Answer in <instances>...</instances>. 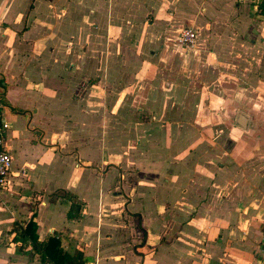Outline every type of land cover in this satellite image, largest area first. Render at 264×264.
Masks as SVG:
<instances>
[{
    "label": "crops",
    "instance_id": "obj_1",
    "mask_svg": "<svg viewBox=\"0 0 264 264\" xmlns=\"http://www.w3.org/2000/svg\"><path fill=\"white\" fill-rule=\"evenodd\" d=\"M249 2L0 0V119L10 124L3 148L12 158L0 191V264H50L19 236L30 219L38 241L55 237L64 252L82 251L85 264H264V106L256 119L238 113L248 118L246 130L238 114L231 131L223 127L230 112L209 115L217 99L251 107L252 87L203 95L200 114L184 117L156 158L153 147L139 154L136 145L135 154L123 148L105 160L111 118L89 119V105L128 102L124 92L146 76L152 51L162 47L165 59V44L183 28L195 30L209 61L256 60L264 74V17L260 0ZM103 86L125 88L110 102ZM261 93L264 105V85ZM62 165H69L66 185L56 175ZM134 165L131 175L125 169ZM95 176L106 191L89 185ZM72 203L79 218L69 214Z\"/></svg>",
    "mask_w": 264,
    "mask_h": 264
},
{
    "label": "rangeland",
    "instance_id": "obj_2",
    "mask_svg": "<svg viewBox=\"0 0 264 264\" xmlns=\"http://www.w3.org/2000/svg\"><path fill=\"white\" fill-rule=\"evenodd\" d=\"M253 1L256 2L257 0H250L249 5L255 4ZM182 24L183 27L187 26L183 22ZM173 36L174 37L165 44L167 57L164 59L165 56L163 57L162 55V51H164L161 50L162 47H156V49L152 51L153 61L147 66L148 71L146 76L137 78L136 87L130 88L129 91L124 92L127 93L126 100L128 102H124L119 109L112 108L111 104L110 106L103 107L102 110L97 108V106H94V108H97L94 109L93 106L89 105V119L93 116L97 117V120H99V117L103 118L107 116L111 118V124L107 125V128L111 130V136L110 141H108L109 143L106 144L107 146L111 143V148L110 150H104L102 155L105 160H107L108 154L113 156L118 155L119 152L124 151L123 148H128V152L134 153L131 148L136 145L137 149L135 152L139 154H148L151 147H153L151 152L154 153V158H156L158 153L165 154L167 144L169 143L167 139H170L171 131H180L181 124L185 122L186 117L199 115L200 107L198 105L203 95L204 98L207 96L208 99H211L213 94H216L221 87L229 89L233 88L235 85H249L254 89L251 107L243 103L239 104V98L235 101L237 105L231 103L230 100L225 102L224 100L217 99V102L213 103L211 108L209 107V115H212L214 119L215 117L219 118L221 114L226 117L225 112H230L226 119L230 121L231 125H223L225 130H227V127L229 131H231V127L233 128L235 126V117L240 112L256 116L254 117L255 119L259 117V113L264 106L263 99L261 98L263 96L261 88L264 85V74L259 61L255 60L256 63L254 60L252 63H238L233 60H220V64L218 65L217 61H209L207 57L200 54L197 43L194 48L183 50V48H180L181 46L178 47L177 34L175 33ZM254 42L261 43L262 41L255 37ZM257 48L258 55L260 56L261 51H263L262 46H257ZM252 56L254 58V54ZM162 58L164 60H162ZM216 65L220 70H223L221 76L218 75L219 72L215 68ZM91 79L92 78L89 77V84L91 83ZM122 88L120 91H122ZM103 89L105 93L102 92L101 96H107L110 102L112 99L116 100L117 94L120 92L113 93V88L111 86L104 87ZM160 92L163 94V98L159 100L158 109L154 110L151 105V94H153L155 98ZM146 94L148 96H146ZM94 97L96 98V96ZM167 98L168 101H166ZM166 102L168 103V108L164 109ZM227 102L231 104L229 105ZM224 105H226L228 109L223 108ZM101 111L104 115H101ZM126 115H131L130 122L128 123L123 121V117ZM90 126L91 125H89V127ZM102 126L103 127H96L99 134L102 128H106V125ZM144 132H148L149 136L145 135L146 133ZM140 136H145V138L139 141L138 138H140ZM148 158L150 159L149 156L146 159H144V157L142 158L143 162L147 161L143 163V166L148 163ZM113 160L114 162L117 161L114 157ZM68 167L69 165H62L61 168H57L56 171L58 178L62 176L59 178L60 182L63 183L64 180L65 185L69 184L70 171ZM108 167L109 166H107L106 169H108ZM126 168H130L125 170L132 175L136 167L134 165ZM143 168L146 169L145 167ZM137 171L138 170H135V172ZM103 172L105 173V171ZM164 174L165 172H163V175ZM80 176L81 180L85 182L86 176ZM96 177L97 176L89 179V185H94L97 189L99 187L102 188L101 183L97 180L98 177L97 179ZM161 179L163 180V177ZM76 180L77 178L73 181V184L77 183ZM115 182L113 184H115ZM103 187L102 189L106 191L107 184H105V186L103 185ZM120 190L122 191V189ZM32 207L35 208V206Z\"/></svg>",
    "mask_w": 264,
    "mask_h": 264
},
{
    "label": "trees",
    "instance_id": "obj_3",
    "mask_svg": "<svg viewBox=\"0 0 264 264\" xmlns=\"http://www.w3.org/2000/svg\"><path fill=\"white\" fill-rule=\"evenodd\" d=\"M258 14L264 17V0L258 3ZM78 206L72 203L69 214L73 218L78 217ZM37 225L32 219L21 229L19 236L24 241L28 239L32 244L35 253L39 254L41 260L50 264H85V257L80 250H75L73 254L64 252L60 248V241L55 237H49L47 241H38L36 234Z\"/></svg>",
    "mask_w": 264,
    "mask_h": 264
},
{
    "label": "built area",
    "instance_id": "obj_4",
    "mask_svg": "<svg viewBox=\"0 0 264 264\" xmlns=\"http://www.w3.org/2000/svg\"><path fill=\"white\" fill-rule=\"evenodd\" d=\"M177 41L182 48H194L197 43V34L192 28H183L179 31ZM9 129L10 124L0 119V191L5 189L9 183L12 171V158L3 148L4 138ZM260 256L264 260V235L260 240Z\"/></svg>",
    "mask_w": 264,
    "mask_h": 264
},
{
    "label": "water",
    "instance_id": "obj_5",
    "mask_svg": "<svg viewBox=\"0 0 264 264\" xmlns=\"http://www.w3.org/2000/svg\"><path fill=\"white\" fill-rule=\"evenodd\" d=\"M236 124L243 130H246L248 126V118L243 114H238L236 117Z\"/></svg>",
    "mask_w": 264,
    "mask_h": 264
}]
</instances>
